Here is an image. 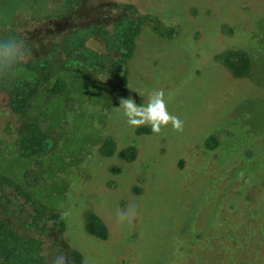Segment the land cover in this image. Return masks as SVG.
I'll return each instance as SVG.
<instances>
[{
	"label": "rangeland",
	"instance_id": "rangeland-1",
	"mask_svg": "<svg viewBox=\"0 0 264 264\" xmlns=\"http://www.w3.org/2000/svg\"><path fill=\"white\" fill-rule=\"evenodd\" d=\"M136 26L122 63L124 33ZM10 38L24 55L0 67V161L20 156L26 123L45 130L42 153L22 167L38 168L42 197L68 223L58 233L0 185V222L30 264H62L61 255L75 264L72 249L83 264H264V0H0V43ZM231 49L252 55L243 79L216 61ZM44 60L53 77L26 121L11 109L12 90ZM59 79L66 90L47 95ZM157 90L182 130L126 123L120 101L146 106ZM88 211L106 240L85 234Z\"/></svg>",
	"mask_w": 264,
	"mask_h": 264
},
{
	"label": "trees",
	"instance_id": "trees-1",
	"mask_svg": "<svg viewBox=\"0 0 264 264\" xmlns=\"http://www.w3.org/2000/svg\"><path fill=\"white\" fill-rule=\"evenodd\" d=\"M140 20L141 25L144 22L142 20L145 19ZM164 31V33L168 35H172L173 33L172 28ZM228 31L230 32L229 29ZM139 32L140 26H136L124 33L123 41L127 46L126 52L122 54L123 58L119 60L120 62L123 63L124 59H129L131 57L134 49V38ZM60 51H63L66 58L69 59L71 52H73V47L70 44H62ZM79 53V55H83L82 52L79 51ZM251 60L252 55L241 49L227 50L216 57V61L223 65V67H225L235 79L245 78L251 69ZM50 63L51 62L44 60L42 64H37L33 68L32 79L22 82L12 90L10 101L11 109L13 113L20 116L22 119L26 120L29 102L36 98L39 92L41 93L42 86L49 84L53 77V66L50 65ZM62 69L66 71L67 66ZM65 90V82L59 79L52 84V87L46 89V93L49 96H59ZM148 132L149 130L147 127H141L136 130L137 134ZM47 135L48 134L45 133V130L38 126L37 123H26L19 136L20 156L14 158L13 162H6L4 160L0 161V185L13 190L17 196L24 199L26 204L34 210L37 216L44 217L46 220L51 221L52 226L56 228V231L62 233L68 223L65 221L64 214L52 210L57 209V205L55 206L52 200L46 201V199L42 197L44 188L41 189V187H39L41 185V178L36 176L38 168L25 170L24 167H22L23 161H27L29 158H33L42 153L44 146L48 142ZM207 142L212 145L216 144L213 137H209ZM107 146V155H111L114 152L113 141L107 140L103 147ZM119 156L126 162H131L135 158V147L130 145L128 148L120 152ZM83 218L85 234L99 240L107 239L108 230L103 221L97 215L88 211L84 213ZM16 244L12 231H5L4 223L0 222V264H30L27 255L19 252ZM69 253L75 264H83L84 258L82 254L73 249L70 250Z\"/></svg>",
	"mask_w": 264,
	"mask_h": 264
},
{
	"label": "clouds",
	"instance_id": "clouds-1",
	"mask_svg": "<svg viewBox=\"0 0 264 264\" xmlns=\"http://www.w3.org/2000/svg\"><path fill=\"white\" fill-rule=\"evenodd\" d=\"M10 40L13 41L11 46L0 43V67L4 69H8L12 63H17L24 55L22 42L15 38ZM119 107L126 118V123L132 127L150 125L153 133H159L162 126H167L171 122L173 129L182 130L183 122L169 113L162 90L152 92L146 106H138L132 98H128L122 99ZM118 216L121 222L130 219V216L123 213H118ZM59 260L64 264L65 258L62 255Z\"/></svg>",
	"mask_w": 264,
	"mask_h": 264
}]
</instances>
